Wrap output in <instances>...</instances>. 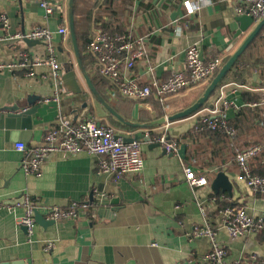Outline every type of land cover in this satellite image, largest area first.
<instances>
[{"label": "crops", "instance_id": "0c3cea01", "mask_svg": "<svg viewBox=\"0 0 264 264\" xmlns=\"http://www.w3.org/2000/svg\"><path fill=\"white\" fill-rule=\"evenodd\" d=\"M186 1L80 0V3L91 19L100 16V20L109 21L111 33L132 30L147 36L144 54L131 69L132 78L144 85L151 77L167 79L172 69L183 65L185 50L192 44H200L204 62L215 57L224 60L251 31L235 36L240 25L236 18L240 14L236 13L233 1L228 0H210L213 5L192 0L199 2L201 8L189 27H185L188 16L183 4ZM50 2L53 14L46 16L37 0H0V16L6 17L9 33L34 28H45L53 33L51 44L60 65L58 82L65 72L72 71L80 89V93H73L63 87L62 82L54 85L47 66L29 65L0 72V111L11 107L35 109L29 135L26 131L0 128V264H205L211 242L206 237H193V231L202 228L215 233V242L225 249L227 261L250 264L251 256H255L256 264H263L264 230L231 238L223 226V211L242 208L252 217L264 218V194L251 191L237 179L239 169L234 160L235 148H247L264 140L261 136L264 130L247 131L236 139L232 124L241 108L255 107L243 101L242 93L248 91L264 96V89L229 81L219 87L213 99H208L210 103L205 108L220 100L218 107L235 130L233 140L200 127L199 117L205 108L190 117L150 129L125 126L88 92L68 44L69 36L64 41L58 33L60 28L68 29V0ZM175 27L181 29L179 37L172 34ZM98 31L95 30L94 36ZM4 32L0 26V36ZM21 55L31 60L45 58L48 50L44 43L33 47L23 42L0 43L1 62H17ZM92 69H95L93 64L87 73ZM120 70L125 71L123 66ZM253 77L252 82L259 84L257 74ZM206 86H192L163 101L157 96L139 102L125 98L111 101L120 116L145 124L188 108ZM55 95L57 102H44ZM222 101L227 103V108L221 107ZM63 120L73 125L91 120L121 132L124 138L149 131V139L137 140L141 145L142 170L116 179L98 173L97 157L55 152L40 164L39 175H25L20 163L29 156L16 151L14 145L23 143L27 149L40 147L46 133ZM114 120L123 127H118ZM258 126L263 127L262 122ZM159 135H165L176 147L175 153L155 146ZM181 145L186 148L184 158L178 153ZM263 150L250 162L255 174L264 173ZM186 167L196 176L205 177L207 185L190 187L185 179ZM219 173L230 183V194L222 189L217 194L211 190L212 181ZM23 197L29 199L45 220L35 224L29 240L26 229L17 224L25 213ZM102 200L108 202L107 208L100 209ZM74 203L86 206L75 219L53 221L47 216V210L52 207L69 209ZM116 207L119 208L116 213H108ZM46 245H50L48 250Z\"/></svg>", "mask_w": 264, "mask_h": 264}, {"label": "built area", "instance_id": "2783aa9c", "mask_svg": "<svg viewBox=\"0 0 264 264\" xmlns=\"http://www.w3.org/2000/svg\"><path fill=\"white\" fill-rule=\"evenodd\" d=\"M236 5L237 14L243 15L248 11L254 23L257 24L264 17V0H228ZM38 6L46 16L53 14V6L50 0H37ZM203 5H213L210 0H203ZM184 13L188 19L184 26L189 27L196 13L200 11L201 5L197 1H186ZM190 19V20H189ZM192 20V21H191ZM0 26L4 32L0 36L2 41L23 42L24 40L40 41L48 50L45 58L35 57L33 60L21 55L16 62L4 63L0 61V72L5 70H20L31 65L33 67L47 66L50 68V78L54 85H58L60 79V65L54 55V47L51 44L53 33L45 28H34L29 31L11 34L8 32V21L5 16H0ZM58 33L62 39H68L67 27L60 28ZM175 37L181 35L180 27H175L172 33ZM147 36L133 33L127 30L122 34L109 35L98 31L88 46L89 53L97 62V72L105 77L110 87L107 89V96L110 100L125 98L135 102L144 101L152 96H157L161 101L164 98L181 93L182 91L196 85L208 84L222 66L223 59L212 58L204 62L200 58L201 46L194 43L185 50V59L181 67L172 69L171 74L165 80L151 77L144 85L138 83L131 76L136 59L143 56L144 45ZM31 61V62H30ZM124 67V72L120 67ZM222 93L220 94V96ZM57 102L55 95L52 99L46 98L44 102ZM215 102L209 108L203 109L199 117L200 127L211 132L221 133L231 140L235 138V130L228 125L227 118ZM227 103L222 101L221 107L227 108ZM255 106V105H253ZM202 112V111H201ZM165 130L167 125L164 126ZM144 139L150 138V132L143 134ZM155 141L164 148L167 153H175L176 147L167 140L165 135H159ZM14 149L23 152L29 157L20 163V168L25 175H39L40 164L52 153L60 152L68 156L88 154L98 159V173L112 175L120 178L122 175L138 173L143 168L141 157V145L138 141L126 142L121 132L111 127L102 126L94 121L88 120L73 125L67 120L60 122V125L48 131L44 142L40 147L27 149L23 143L14 145ZM263 150L262 145H253L247 148H235L234 160L238 166L239 174L237 179L246 184L253 192L264 194V177L254 175L250 168V162ZM185 179L190 187H201L207 185L203 176H196L191 168L184 169ZM25 206L24 215L19 218L18 225L26 229L28 240L32 237L35 227L34 208L29 199L23 197ZM85 205L72 204L69 209H58L52 207L47 210V216L53 221L75 219L79 211H83ZM223 226L231 238L244 237L248 234L258 233L264 230V218L252 217L242 208H226L223 211ZM194 238L206 237L211 242V250L204 259L205 264H241L239 261L229 262L226 260V251L215 242V233L207 228L195 229ZM50 245H46L48 250ZM250 264H256V257L251 256ZM264 264V263H263Z\"/></svg>", "mask_w": 264, "mask_h": 264}, {"label": "water", "instance_id": "95a60500", "mask_svg": "<svg viewBox=\"0 0 264 264\" xmlns=\"http://www.w3.org/2000/svg\"><path fill=\"white\" fill-rule=\"evenodd\" d=\"M236 20L240 23L238 30L235 33V36L238 37L241 33H246L250 29L248 36L242 42V44L238 47V49L228 58V60L220 67L217 74L211 81L207 84L206 88L204 89L202 95L196 100L188 108L184 109L181 112L173 114L169 117H163L161 119L145 123L139 124L134 123L126 120L124 117L120 116L104 99L102 96L94 88L90 77L83 65L81 53L78 48L77 38L75 33V26H74V0H68L67 4V24H68V35L69 41L72 48L73 57L76 63V67L82 76L84 83L88 92L92 95V97L104 108V110L110 114L114 119L119 121L121 124L135 128V129H150L156 126H160L166 122H172L180 119H184L186 117H190L197 113L203 105L208 101L212 93L216 90L219 83L223 80L226 74L231 70L237 59L240 55L244 52V50L255 40L257 36L261 33L262 29L264 28V17L261 21L257 24L254 23L253 19L250 15H248V11L245 12L243 15H237ZM28 47H33L37 44H42L40 41H31V40H24ZM200 58L202 60V53H200ZM256 77L254 76L253 79ZM61 82L63 87H65L68 91L73 93H80V89L78 84L75 80V73L72 71L65 72L61 77ZM35 113V109H21L18 107H11L2 109L0 111V128H5V130H13V131H26L28 135L30 134L31 130V117ZM2 126V127H1ZM143 135H136L133 138H124L126 142L137 141L138 139L142 138ZM159 147V144L155 145ZM185 145H181L178 153L182 155L184 158L185 153ZM165 152V150H164ZM222 189V191H227L230 194L231 185L228 182L227 178L222 174L219 173L214 178L211 184V190L217 194L218 190ZM100 209H104L108 207V202L102 200L99 203ZM118 207L109 209L108 213H116L118 211ZM101 212V211H100ZM107 213V214H108ZM34 219L36 223H44L45 220L43 217L34 210Z\"/></svg>", "mask_w": 264, "mask_h": 264}, {"label": "trees", "instance_id": "16d2710c", "mask_svg": "<svg viewBox=\"0 0 264 264\" xmlns=\"http://www.w3.org/2000/svg\"><path fill=\"white\" fill-rule=\"evenodd\" d=\"M87 13L88 12L84 10V5L80 3V0H74V26H75V33H76L78 48L81 53V57H82V61H83V65L85 69L87 70L88 67L92 64L95 67V69H92V71L90 70L88 71V75L90 77V80L94 88L99 93V95L102 96L103 99L112 108L115 109L113 102L107 96V89L110 87V83L105 77H102L97 72V62L95 58L89 53L88 46L90 45L92 41V38L94 36V32L96 29L106 34H109V35L122 34L124 32H119V33L109 32L108 31V27L110 25L109 21H107L108 22L107 23V22L102 21V19L100 20L99 18L100 16H97L96 19L95 17L91 19L89 14ZM99 13L102 14V12H99ZM96 26H99V27H96ZM68 44L70 45V41H68ZM228 58L229 57H226L223 60L222 65L228 60ZM254 74H257L260 80L259 84H258V81L252 82V77ZM229 81L242 84V85L244 84L252 85L254 88H257V89H262V90L264 89V28L262 29L259 36H257L255 40L240 55V57L237 59V61L235 62L231 70L226 74L223 80L219 83L216 90L212 93L209 99L210 100L211 98L213 99L219 87L226 84ZM242 99L247 104H255V107L254 109H251L249 107H243L239 110L238 114L236 115L232 123L237 133L236 139L238 136H241V134H245L247 131L254 130L255 132H257L259 129L261 131L264 130V96L263 94L244 91L242 93ZM210 100H208L201 109L205 108L210 103ZM259 122H262L263 127L258 126ZM115 124L118 127H123L117 121H115ZM214 134H220V133L214 132ZM223 136L226 137V135H223ZM261 136L263 137L264 133ZM256 144H260L264 148L263 138L250 145H256ZM252 173L254 175L264 177V173H260V174H257V173L255 174L254 172Z\"/></svg>", "mask_w": 264, "mask_h": 264}, {"label": "rangeland", "instance_id": "374dc122", "mask_svg": "<svg viewBox=\"0 0 264 264\" xmlns=\"http://www.w3.org/2000/svg\"><path fill=\"white\" fill-rule=\"evenodd\" d=\"M69 69V68H68Z\"/></svg>", "mask_w": 264, "mask_h": 264}]
</instances>
